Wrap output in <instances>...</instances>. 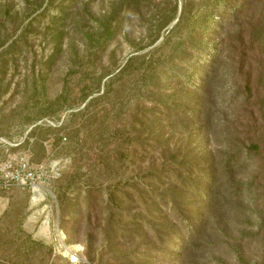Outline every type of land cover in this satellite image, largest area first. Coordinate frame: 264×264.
I'll return each instance as SVG.
<instances>
[{
  "label": "rangeland",
  "instance_id": "1",
  "mask_svg": "<svg viewBox=\"0 0 264 264\" xmlns=\"http://www.w3.org/2000/svg\"><path fill=\"white\" fill-rule=\"evenodd\" d=\"M206 1L0 0V159L40 186L0 193V264H264V0Z\"/></svg>",
  "mask_w": 264,
  "mask_h": 264
},
{
  "label": "trees",
  "instance_id": "2",
  "mask_svg": "<svg viewBox=\"0 0 264 264\" xmlns=\"http://www.w3.org/2000/svg\"><path fill=\"white\" fill-rule=\"evenodd\" d=\"M201 1V6H204V10H206L207 9V5H210L206 0H200ZM217 4V3H216ZM206 7V8H205ZM215 7H217V6H215L214 5V7L209 11V12H206L205 14L203 13L202 15H201V22H204V20H207V17L209 16V14H213L214 12V8ZM204 10H203V12H204ZM227 11H229V9L227 10ZM181 13H183V14H181V16H180V20H182L183 18H184V12H181ZM220 13H222L221 11H220ZM215 14V13H214ZM207 23H210V24H213V23H216V21L215 20H212V19H208L207 20V22H206V24ZM217 25H216V27L213 29V33H212V35H214V36H219V33H221L222 32V25H223V23H216ZM181 43H179V45H180ZM204 59H206L207 60V62L204 64V66L201 68V69H199V70H196V72H198L199 73V76H201L200 77V80L198 81V83H200L201 84V87H205L207 84H208V82H207V80L210 78V76L212 75V73L214 72V70H215V68H216V62H217V60H218V58L217 57H211L210 55L209 56H206ZM203 58H201L200 59V62H199V65H202V61L204 60ZM123 73V70H121L120 71V75ZM192 75L190 74V77H191ZM149 78H152L151 76H149ZM193 84H197V83H193ZM196 88V87H195ZM247 90H248V88H247ZM106 92H108V90L106 91ZM84 98H86V96L84 97ZM83 98V100H85ZM197 108H194V109H192V110H190V112L192 113V115H194L195 113L197 114V116L198 117H200L202 114H200L201 112H202V110H196ZM203 113V112H202ZM196 116V115H195ZM196 116V119L198 118ZM36 120H38V119H40V118H35ZM34 119V121H36ZM33 121V120H32ZM31 122V121H30ZM37 128V127H36ZM35 129V128H34ZM151 130H153L154 131V128H150ZM61 139L62 138H60L59 139V141H61ZM208 179L209 178H207L206 180L208 181ZM213 187H214V183H212L211 185H209V187H207L206 186V184L203 182L202 183V185H201V188L198 190V194H199V199H200V201H201V203L203 202V199L205 198V199H207L208 201H211L212 200V198H213V195H214V192H213ZM208 192V193H207ZM205 193H207L206 195H205ZM204 224H205V221L204 220H199V222L198 223H195V221H192L191 222V228H192V226L194 225V229L192 230V231H190L191 233H193V234H199L200 232H202V231H204ZM203 229V230H202ZM179 237H182V236H179ZM179 237H176V238H174L175 240L174 241H176V240H179ZM184 239L181 241V243H180V246L179 247H177V249H176V254L174 255V257H175V260H177V261H180L181 263H183V262H185L184 261V259H183V257H182V255H183V253L187 250L186 249V246L188 245V239L187 238H185V237H183ZM192 241V240H191ZM172 243H174V242H172ZM36 244H38V243H36ZM168 246H167V255H173L174 254V250H172V248H171V246H172V244L171 243H169V244H167ZM188 258H186V260H187Z\"/></svg>",
  "mask_w": 264,
  "mask_h": 264
},
{
  "label": "built area",
  "instance_id": "3",
  "mask_svg": "<svg viewBox=\"0 0 264 264\" xmlns=\"http://www.w3.org/2000/svg\"><path fill=\"white\" fill-rule=\"evenodd\" d=\"M13 187L31 189L40 195V186L36 182V171L32 170L28 155L5 151L0 159V193Z\"/></svg>",
  "mask_w": 264,
  "mask_h": 264
},
{
  "label": "bare ground",
  "instance_id": "4",
  "mask_svg": "<svg viewBox=\"0 0 264 264\" xmlns=\"http://www.w3.org/2000/svg\"><path fill=\"white\" fill-rule=\"evenodd\" d=\"M67 251L69 252V256L73 259V260H76L77 258H81V254L79 253L80 250L78 247H69L67 248Z\"/></svg>",
  "mask_w": 264,
  "mask_h": 264
},
{
  "label": "water",
  "instance_id": "5",
  "mask_svg": "<svg viewBox=\"0 0 264 264\" xmlns=\"http://www.w3.org/2000/svg\"><path fill=\"white\" fill-rule=\"evenodd\" d=\"M81 259H82V257H81Z\"/></svg>",
  "mask_w": 264,
  "mask_h": 264
}]
</instances>
